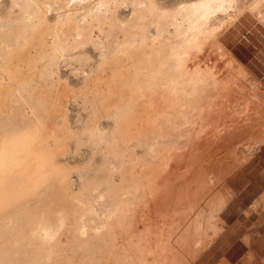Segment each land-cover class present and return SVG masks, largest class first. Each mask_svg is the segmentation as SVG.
Masks as SVG:
<instances>
[{
	"label": "bare ground",
	"instance_id": "1",
	"mask_svg": "<svg viewBox=\"0 0 264 264\" xmlns=\"http://www.w3.org/2000/svg\"><path fill=\"white\" fill-rule=\"evenodd\" d=\"M247 11L264 22V0H0V264H96L97 254H109L122 238L114 225H128L137 213L150 222L132 245L140 262L179 264L174 253L201 245L199 226L192 236L188 229L163 236L155 221L196 199L201 183L229 163L215 156L227 146L216 145L215 134L201 141L198 114L215 81L212 63L197 56ZM90 52L99 57L95 65ZM62 71L81 78L78 92L59 85ZM161 72L175 93L154 131L161 151L151 161L134 149L132 170L109 177L97 169L108 161L118 169L120 141L137 140L124 121L129 101ZM79 98L116 99L122 108L106 126L72 132L69 106ZM234 110L224 117L245 119L248 99ZM234 123H219L217 138L227 140ZM186 125L196 130L185 143ZM87 150L100 155L99 166L73 160ZM158 244L167 254H155Z\"/></svg>",
	"mask_w": 264,
	"mask_h": 264
},
{
	"label": "rangeland",
	"instance_id": "2",
	"mask_svg": "<svg viewBox=\"0 0 264 264\" xmlns=\"http://www.w3.org/2000/svg\"><path fill=\"white\" fill-rule=\"evenodd\" d=\"M174 1L177 0H169V2ZM240 18L241 20H247L246 23L261 22L255 14L248 11L242 14ZM239 19L232 26L229 25L224 28L225 30L228 28L227 31L223 29L221 34L223 32L224 34L221 36L219 34L220 37L218 36L212 45H206L204 50L197 56L202 65H211L212 63L211 72L215 81V85L203 102L204 109L198 114L200 116L198 125L201 128L200 137L202 136L201 134L206 133L203 135L204 137H201L202 139H199L204 142L209 134L211 136L215 134L214 141L216 145L225 143L227 146H222V148H219V151L216 150L219 153L221 152L220 156L218 152L215 154L214 151V154L217 158L220 157V159L226 155L225 157H227L229 163L223 169L214 173L215 176L211 180L201 183L200 193L196 199L188 202L185 201L184 205L168 207L165 214L155 221L157 232H161L163 236L168 234L174 236L176 232L178 234L183 233L185 229H188L192 236L193 230L197 226L200 227L201 233H197V235L201 245L193 250H180L173 254L174 257L180 258L179 264H262V258H264L263 254L260 255L257 250L255 252L251 249L243 237L245 226L252 219V221L257 220L260 216V211L264 208V169L260 158L261 148L264 147V94L260 92L259 81L253 77L250 70L251 67L246 65L245 62L238 61L231 52L230 48L233 45V39L230 38L229 33L232 32L234 24ZM261 23L264 24V22ZM114 33H118V30L115 29ZM90 54L92 64L95 65L99 57L94 52H90ZM192 63L193 61L189 62V64ZM73 75L69 71H62L60 78L62 82L59 81V85L65 87L66 90L69 89L70 94L78 92L82 88L81 78L78 76L75 78V75ZM169 79L170 76L167 77L164 72L159 73L146 91L139 93L129 101L124 121L126 128L137 129L136 135L132 137H137V140H132L133 142H131L123 138L120 141L122 151L119 155L121 165L118 169H114L112 162L108 161L102 165V169L97 170L108 172L109 177L112 178H115V175L111 170H132L130 168L133 164L134 149L144 151L146 153L145 156L149 160H155L156 153L159 150L161 151L163 138H156L154 131L156 126L168 115L170 103L175 95L168 82ZM65 81L67 82L64 83ZM244 99H248V118L240 119L235 115L231 118L224 117V114L229 113V111L237 113V110L234 109L237 107L240 110ZM116 102V99H109L105 100L104 103L102 101L100 104V101L96 99L90 98L84 100L79 98L69 106L67 125H69L71 131L73 130L72 132L77 131V129L84 131L97 125L106 126L107 117L113 111L122 108V103ZM110 108L112 109L110 110ZM75 112L79 115L75 114ZM218 112H223V115L215 116ZM73 114L76 117H73ZM240 120L244 123L239 124L241 123L239 122ZM224 121H230L232 125L235 123L234 129L229 133L227 140L224 141L223 139L224 142H222L221 137L217 138L219 136L217 129L220 128L218 124ZM189 127H191L189 132L187 130L183 132L184 138L182 137V140H186L184 141L185 143L187 142V137L192 138L196 130L192 125H186V129ZM206 135L207 137H205ZM179 138L178 136L174 137L175 144ZM70 148H72V143H70ZM86 152L84 155L78 156L79 158L76 157L77 159L73 160L76 163H80L84 162L83 160L94 159L95 165L99 166L101 163L100 155L94 154L93 150H87ZM104 152L107 153V149ZM96 156L99 157L98 160ZM106 158L109 159L107 156ZM246 186L247 188L244 189ZM239 192L244 197V200H241L243 205L253 200V195L257 196V200L246 211L251 218L246 221L243 217L245 213L243 214L242 211L239 218L235 219L237 213L234 216L232 215L235 219H233L234 223L238 225L240 222L243 226L232 237L227 236V239L219 249L214 248L211 250L216 239L225 230L223 214L227 209L230 197ZM261 196H263L262 200L260 199ZM209 198L211 199L209 205L207 204L205 207L201 205L208 202ZM212 210H214V214L210 217L209 214ZM139 215L140 213L135 214L128 225H114L111 231L115 235L122 234V238H118L117 241L112 242L114 247L112 246L113 249L109 254L99 252L96 264H146V262L142 263L137 260L132 251L134 242L138 241L139 237L147 236L145 229L150 224L148 221L139 222ZM179 236L182 237L181 234ZM66 239V236L65 238L63 236L61 244L67 247ZM170 250L173 251V249ZM176 250L174 249V251ZM165 252H167L165 247L161 248L160 244L156 245L155 254L161 255ZM82 257L83 254L78 253L75 256V260L80 261ZM171 264L177 263L171 262Z\"/></svg>",
	"mask_w": 264,
	"mask_h": 264
},
{
	"label": "crops",
	"instance_id": "3",
	"mask_svg": "<svg viewBox=\"0 0 264 264\" xmlns=\"http://www.w3.org/2000/svg\"><path fill=\"white\" fill-rule=\"evenodd\" d=\"M246 22L247 20H241L240 18L234 24L235 26L232 32L229 33L230 38L233 39V45L230 49L238 61L245 62L246 65L251 67L250 70L253 77L259 81L260 92L264 94V24L261 22ZM261 150L260 158L264 169V147H262ZM246 188L247 186L244 189ZM242 195L243 194L239 192L230 197L228 206L226 207L227 209L225 208L226 210L223 214L225 230L216 239L211 250L214 248L219 249L222 243L227 239V236L232 237L233 234L243 226L240 222L236 225L232 215L234 216V214L237 213L235 219L239 218L240 212L242 211L243 214L245 213L243 217L246 221L251 218L246 211L257 200V196L253 195V200L243 205L241 200H244V197ZM252 220L245 226L243 237L251 249L255 252L258 251L260 255L263 254L262 256L264 257V208L260 211L259 218L254 221ZM262 264H264V258H262Z\"/></svg>",
	"mask_w": 264,
	"mask_h": 264
}]
</instances>
